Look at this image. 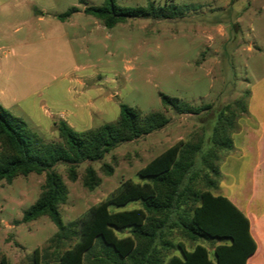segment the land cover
Returning a JSON list of instances; mask_svg holds the SVG:
<instances>
[{"label": "rangeland", "instance_id": "obj_1", "mask_svg": "<svg viewBox=\"0 0 264 264\" xmlns=\"http://www.w3.org/2000/svg\"><path fill=\"white\" fill-rule=\"evenodd\" d=\"M115 1L127 8L173 5L178 15L129 19L108 29L84 13L105 0H0V106L31 132L59 142L55 123L60 119L76 132L97 129L116 122L122 104L169 119L162 129L120 144L103 160L80 164L76 182L59 164L55 169L68 193L60 209L63 223L79 221L124 181L142 183L139 172L180 142L201 144L189 174L202 179V156L212 147L218 114L238 100L248 113L237 121L234 151L222 155L220 188L213 193L264 216V0ZM73 8L78 11L58 19ZM161 94L210 109L178 114L163 107ZM105 164L114 168L112 176L102 170ZM90 166L101 179L94 190L83 185ZM44 183L45 175L34 173L0 183V264L4 258L11 264H35L36 258L38 264H53L76 244L75 237L55 241L58 228L49 217L23 222ZM139 207L134 201L111 209ZM177 221L174 209L166 231L173 244L210 248L183 238Z\"/></svg>", "mask_w": 264, "mask_h": 264}, {"label": "trees", "instance_id": "obj_2", "mask_svg": "<svg viewBox=\"0 0 264 264\" xmlns=\"http://www.w3.org/2000/svg\"><path fill=\"white\" fill-rule=\"evenodd\" d=\"M77 11L73 8L58 19L64 21ZM84 13L112 29L129 19H174L178 9L173 5L156 7L154 4L127 8L115 0H105L103 6L86 7ZM161 101L164 108L178 114L199 115L210 109V106L194 107L165 94H161ZM120 108L116 122L84 132H76L60 119L55 123L60 141L48 143L31 132L25 121L13 118L0 106V183H12L17 177L32 173L45 175L40 198L25 211L23 222L46 216L58 228L55 241L76 238V244L53 264H247L258 251L251 222L229 198L213 193L220 188L222 155L234 151L232 135L237 130V121L248 113L243 100L227 105L218 114L212 147L202 156L205 168L202 179L197 181L198 173L189 174L201 144L180 142L139 172L142 183L124 181L79 221L63 223L60 209L67 203L68 193L55 169L59 164L67 166L69 179L76 182L77 169L83 162L101 161L120 144L150 135L169 123L159 111L143 114L140 109L124 104ZM102 170L108 176L114 173V168L107 164ZM100 184L96 170L87 167L84 187L94 190ZM134 201L140 202L139 208L111 209ZM174 209L178 216L174 225L183 238L193 243H207L212 252L203 244L189 250L168 239L166 231ZM124 230L130 235L119 237L118 233ZM1 264L11 263L4 258ZM35 264H38L37 258Z\"/></svg>", "mask_w": 264, "mask_h": 264}, {"label": "crops", "instance_id": "obj_3", "mask_svg": "<svg viewBox=\"0 0 264 264\" xmlns=\"http://www.w3.org/2000/svg\"><path fill=\"white\" fill-rule=\"evenodd\" d=\"M229 199L249 218L251 222V233L258 245L257 253L247 264H264V253H261V245L264 244V216L257 218L254 213H248L245 207L235 202L233 198L230 197Z\"/></svg>", "mask_w": 264, "mask_h": 264}]
</instances>
